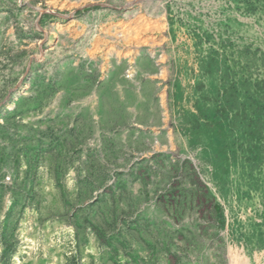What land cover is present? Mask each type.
<instances>
[{
  "label": "rangeland",
  "instance_id": "rangeland-1",
  "mask_svg": "<svg viewBox=\"0 0 264 264\" xmlns=\"http://www.w3.org/2000/svg\"><path fill=\"white\" fill-rule=\"evenodd\" d=\"M0 264H264V0H0Z\"/></svg>",
  "mask_w": 264,
  "mask_h": 264
},
{
  "label": "built area",
  "instance_id": "built-area-1",
  "mask_svg": "<svg viewBox=\"0 0 264 264\" xmlns=\"http://www.w3.org/2000/svg\"><path fill=\"white\" fill-rule=\"evenodd\" d=\"M132 67L131 66H128V68L126 69V76L127 78H129L131 75H132Z\"/></svg>",
  "mask_w": 264,
  "mask_h": 264
}]
</instances>
